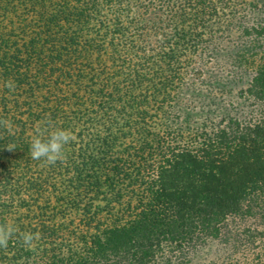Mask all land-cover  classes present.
I'll list each match as a JSON object with an SVG mask.
<instances>
[{"label": "trees", "instance_id": "trees-1", "mask_svg": "<svg viewBox=\"0 0 264 264\" xmlns=\"http://www.w3.org/2000/svg\"><path fill=\"white\" fill-rule=\"evenodd\" d=\"M0 120V264H264V0H0Z\"/></svg>", "mask_w": 264, "mask_h": 264}, {"label": "clouds", "instance_id": "clouds-1", "mask_svg": "<svg viewBox=\"0 0 264 264\" xmlns=\"http://www.w3.org/2000/svg\"><path fill=\"white\" fill-rule=\"evenodd\" d=\"M7 86L10 89L14 87L11 82ZM0 126L11 130V122L8 120H0ZM74 139V135L69 130L62 128L50 131L46 139L41 138V135L34 136L30 142V156L33 160H43L49 165L63 161L65 159V146ZM7 148L13 150L15 145L10 144ZM17 231L18 229L10 225L0 224V248H7L13 234ZM20 237L22 243L31 249L34 242L39 239V234L25 232L21 233Z\"/></svg>", "mask_w": 264, "mask_h": 264}]
</instances>
